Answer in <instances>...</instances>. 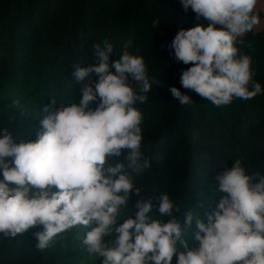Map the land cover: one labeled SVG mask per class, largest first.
I'll list each match as a JSON object with an SVG mask.
<instances>
[{
  "label": "trees",
  "instance_id": "trees-1",
  "mask_svg": "<svg viewBox=\"0 0 264 264\" xmlns=\"http://www.w3.org/2000/svg\"><path fill=\"white\" fill-rule=\"evenodd\" d=\"M249 1L0 0V264H264Z\"/></svg>",
  "mask_w": 264,
  "mask_h": 264
},
{
  "label": "rangeland",
  "instance_id": "rangeland-1",
  "mask_svg": "<svg viewBox=\"0 0 264 264\" xmlns=\"http://www.w3.org/2000/svg\"><path fill=\"white\" fill-rule=\"evenodd\" d=\"M247 8L251 10H260L264 16V1L263 0H251L247 3ZM215 10H216V7L214 4H212L209 8V12L211 14H214ZM252 28L254 32H258L264 29V18L259 21H254L252 23ZM237 34L241 35V32H238Z\"/></svg>",
  "mask_w": 264,
  "mask_h": 264
}]
</instances>
